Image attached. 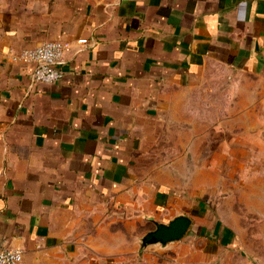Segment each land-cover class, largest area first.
Here are the masks:
<instances>
[{"label": "crops", "instance_id": "obj_1", "mask_svg": "<svg viewBox=\"0 0 264 264\" xmlns=\"http://www.w3.org/2000/svg\"><path fill=\"white\" fill-rule=\"evenodd\" d=\"M12 12L0 25V246L22 264H113L114 209L140 197L149 121L172 116L170 88L200 71H264V0H16ZM47 40L67 43L64 76L34 82L35 64L13 55ZM224 228L138 243L161 246L152 264H240L245 243Z\"/></svg>", "mask_w": 264, "mask_h": 264}, {"label": "rangeland", "instance_id": "obj_2", "mask_svg": "<svg viewBox=\"0 0 264 264\" xmlns=\"http://www.w3.org/2000/svg\"><path fill=\"white\" fill-rule=\"evenodd\" d=\"M15 1L0 0V25L15 17ZM170 92L172 116L149 121L139 152L140 197L127 212L114 209L113 264H140L144 252L154 263L161 246L142 252L138 241L179 213L193 218L185 237L215 236L224 225L245 243L240 264H264V71L207 69Z\"/></svg>", "mask_w": 264, "mask_h": 264}, {"label": "built area", "instance_id": "obj_3", "mask_svg": "<svg viewBox=\"0 0 264 264\" xmlns=\"http://www.w3.org/2000/svg\"><path fill=\"white\" fill-rule=\"evenodd\" d=\"M86 42V39H80ZM67 43L60 40H47L41 44L26 48L13 55V60L35 64L34 82L53 83L61 80ZM23 251L20 248L0 246V264H22Z\"/></svg>", "mask_w": 264, "mask_h": 264}, {"label": "water", "instance_id": "obj_4", "mask_svg": "<svg viewBox=\"0 0 264 264\" xmlns=\"http://www.w3.org/2000/svg\"><path fill=\"white\" fill-rule=\"evenodd\" d=\"M191 225L192 218L186 214H179L168 222H156L155 228L142 237V244H161L166 246L171 242L180 241Z\"/></svg>", "mask_w": 264, "mask_h": 264}]
</instances>
